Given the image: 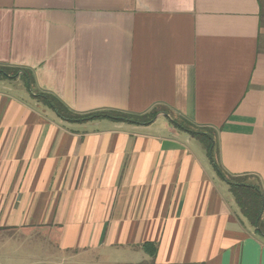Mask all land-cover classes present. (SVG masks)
Returning <instances> with one entry per match:
<instances>
[{
	"label": "crops",
	"instance_id": "0c3cea01",
	"mask_svg": "<svg viewBox=\"0 0 264 264\" xmlns=\"http://www.w3.org/2000/svg\"><path fill=\"white\" fill-rule=\"evenodd\" d=\"M0 66L23 70L0 80L4 261L264 264L190 132L264 198V0H0Z\"/></svg>",
	"mask_w": 264,
	"mask_h": 264
},
{
	"label": "trees",
	"instance_id": "16d2710c",
	"mask_svg": "<svg viewBox=\"0 0 264 264\" xmlns=\"http://www.w3.org/2000/svg\"><path fill=\"white\" fill-rule=\"evenodd\" d=\"M20 71H23L21 69H10L9 67L0 66V78L2 79H15L19 75L18 73ZM24 76L27 79L28 87L32 91V77L27 74V72H24ZM33 92V91H32ZM39 97L40 102L43 103L45 106L51 108L53 111H55L62 119L68 120L70 122H77V121H86V120H94L95 118L99 117H107L108 114H99L97 116L95 115H76L73 114L71 111H69L65 106H63L55 97H53L50 94L47 93H40L39 95H36ZM112 116V118H124L126 120L132 121L133 118L127 115H119ZM152 118H145L148 120L145 123H150L153 119ZM136 121V120H135ZM181 125V124H180ZM183 128L190 131V128L184 127ZM190 131L195 137H198L206 146V148L209 151V154L211 155V159L213 161V164L218 171L219 176H221L222 179H224L230 186V191L235 199V202L239 206V209L243 216H245L249 222L255 227L256 231L260 234H264L261 226H260V218L264 207V198L263 194L261 193L260 188L257 186H253L247 183V176H230L226 173H224L217 161L216 152H217V145L216 140L214 139V136L212 134H200L198 132H194V129H191ZM205 135V136H203Z\"/></svg>",
	"mask_w": 264,
	"mask_h": 264
},
{
	"label": "rangeland",
	"instance_id": "374dc122",
	"mask_svg": "<svg viewBox=\"0 0 264 264\" xmlns=\"http://www.w3.org/2000/svg\"><path fill=\"white\" fill-rule=\"evenodd\" d=\"M0 80L7 81L0 78ZM263 228V224H260ZM24 248V247H23ZM18 246L15 243H11L7 249L9 253H11L4 261L5 252L4 249H0V264H49L46 261V257L41 254H34L23 249L20 252H17Z\"/></svg>",
	"mask_w": 264,
	"mask_h": 264
}]
</instances>
